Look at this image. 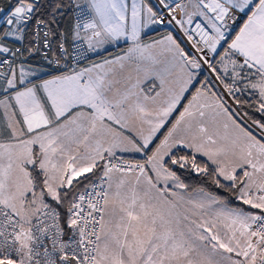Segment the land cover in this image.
<instances>
[{"label": "snow or ice", "instance_id": "obj_1", "mask_svg": "<svg viewBox=\"0 0 264 264\" xmlns=\"http://www.w3.org/2000/svg\"><path fill=\"white\" fill-rule=\"evenodd\" d=\"M0 264H264V0L0 7Z\"/></svg>", "mask_w": 264, "mask_h": 264}, {"label": "trees", "instance_id": "obj_2", "mask_svg": "<svg viewBox=\"0 0 264 264\" xmlns=\"http://www.w3.org/2000/svg\"><path fill=\"white\" fill-rule=\"evenodd\" d=\"M7 5H8V0H0V7L7 9ZM71 22H72V21H71V17H65V18H63V19L61 20V26H62L63 28H67V27L70 26ZM162 30H163V29H162ZM157 35H158V32H152V33H150L149 38H154V37H156ZM117 51H119V49H117ZM117 51H116V52H117ZM112 54H115V52H113ZM250 115H255V114L250 112ZM257 118H258V117H257ZM188 180H189L190 183H193V184H198V183L201 182V181H200L197 177H195L194 175L191 176V177H189Z\"/></svg>", "mask_w": 264, "mask_h": 264}, {"label": "built area", "instance_id": "obj_3", "mask_svg": "<svg viewBox=\"0 0 264 264\" xmlns=\"http://www.w3.org/2000/svg\"><path fill=\"white\" fill-rule=\"evenodd\" d=\"M6 10V9H5ZM160 30H162V26H160ZM117 51V48H114V49H112L111 50V52L113 53V52H116Z\"/></svg>", "mask_w": 264, "mask_h": 264}, {"label": "crops", "instance_id": "obj_4", "mask_svg": "<svg viewBox=\"0 0 264 264\" xmlns=\"http://www.w3.org/2000/svg\"><path fill=\"white\" fill-rule=\"evenodd\" d=\"M122 43V42H121Z\"/></svg>", "mask_w": 264, "mask_h": 264}]
</instances>
